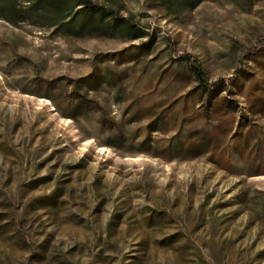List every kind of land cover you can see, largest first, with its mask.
<instances>
[{"label": "rangeland", "instance_id": "rangeland-1", "mask_svg": "<svg viewBox=\"0 0 264 264\" xmlns=\"http://www.w3.org/2000/svg\"><path fill=\"white\" fill-rule=\"evenodd\" d=\"M90 1L0 19V264H264V0Z\"/></svg>", "mask_w": 264, "mask_h": 264}, {"label": "trees", "instance_id": "trees-1", "mask_svg": "<svg viewBox=\"0 0 264 264\" xmlns=\"http://www.w3.org/2000/svg\"><path fill=\"white\" fill-rule=\"evenodd\" d=\"M0 0V19L10 24H17L32 17H47L50 27H57L64 34L83 36L90 33L115 35L120 33L129 40L141 39L145 36L142 27L136 26L128 18L113 15L111 11L91 3L90 0ZM174 11L195 8L202 0H154ZM194 73L203 89L213 91L221 87L220 80L208 85L204 83L202 72L198 66L191 64ZM88 84L87 82L85 83ZM78 104L75 105L77 108ZM204 142V140H202ZM178 145V144H177ZM176 145V146H177Z\"/></svg>", "mask_w": 264, "mask_h": 264}]
</instances>
